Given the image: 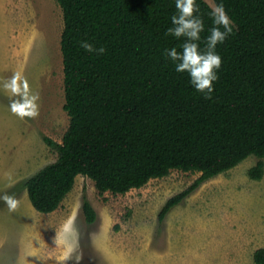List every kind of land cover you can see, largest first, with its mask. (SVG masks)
Instances as JSON below:
<instances>
[{
	"label": "trees",
	"instance_id": "1",
	"mask_svg": "<svg viewBox=\"0 0 264 264\" xmlns=\"http://www.w3.org/2000/svg\"><path fill=\"white\" fill-rule=\"evenodd\" d=\"M55 1L64 15L70 126L62 144L44 139L58 160L25 183L37 212L57 211L80 175L94 181L101 195H125L172 171L199 173L189 189L166 203L161 221L204 183L251 156L260 161L250 178H264V0H223L234 30L217 47L222 67L211 100L163 55L181 43L165 35L174 0ZM198 3L203 48L212 7ZM85 40L106 51H85ZM83 212L94 224L97 213L87 197ZM255 263L264 264V249L256 252Z\"/></svg>",
	"mask_w": 264,
	"mask_h": 264
},
{
	"label": "rangeland",
	"instance_id": "2",
	"mask_svg": "<svg viewBox=\"0 0 264 264\" xmlns=\"http://www.w3.org/2000/svg\"><path fill=\"white\" fill-rule=\"evenodd\" d=\"M211 7L214 0H205ZM64 15L55 0H0V84L19 72L38 93V115L20 118L0 88V264H256L264 249V178L251 156L204 183L161 221L166 203L189 189L199 173L172 171L125 195H101L80 175L57 211L37 212L25 183L58 160L70 126L65 111L61 40ZM85 197L97 213L89 224Z\"/></svg>",
	"mask_w": 264,
	"mask_h": 264
},
{
	"label": "clouds",
	"instance_id": "3",
	"mask_svg": "<svg viewBox=\"0 0 264 264\" xmlns=\"http://www.w3.org/2000/svg\"><path fill=\"white\" fill-rule=\"evenodd\" d=\"M175 13L170 17V26L165 35L171 36L181 43L177 47L165 48L163 55L173 65L174 71L186 74L191 87L203 99L211 100L215 92L214 84L219 79L222 67V57L217 51L232 35L234 22L228 15L223 0L215 3L209 11L212 26L204 38V47L201 48V33L205 30L204 20L200 15L198 0H174ZM80 47L89 53L104 54V47H96L88 41H81ZM0 88L10 96L9 110L14 115L35 117L38 115V93H34L28 84L27 78L15 72L5 79ZM0 201L12 210L16 207V198L9 194L0 195ZM79 264V259H76Z\"/></svg>",
	"mask_w": 264,
	"mask_h": 264
}]
</instances>
